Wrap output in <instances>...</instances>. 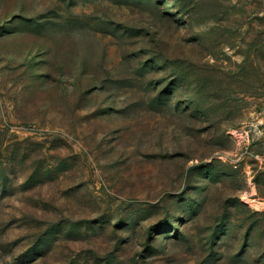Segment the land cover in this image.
<instances>
[{
	"label": "rangeland",
	"instance_id": "374dc122",
	"mask_svg": "<svg viewBox=\"0 0 264 264\" xmlns=\"http://www.w3.org/2000/svg\"><path fill=\"white\" fill-rule=\"evenodd\" d=\"M0 264H264V0H0Z\"/></svg>",
	"mask_w": 264,
	"mask_h": 264
}]
</instances>
